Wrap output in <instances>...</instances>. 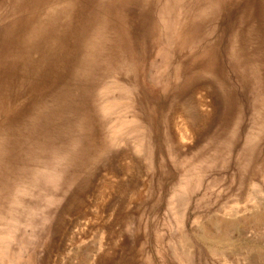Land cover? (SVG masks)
I'll return each mask as SVG.
<instances>
[{"label":"rangeland","instance_id":"rangeland-1","mask_svg":"<svg viewBox=\"0 0 264 264\" xmlns=\"http://www.w3.org/2000/svg\"><path fill=\"white\" fill-rule=\"evenodd\" d=\"M0 264H264V0H0Z\"/></svg>","mask_w":264,"mask_h":264},{"label":"bare ground","instance_id":"bare-ground-1","mask_svg":"<svg viewBox=\"0 0 264 264\" xmlns=\"http://www.w3.org/2000/svg\"><path fill=\"white\" fill-rule=\"evenodd\" d=\"M225 237V236H224Z\"/></svg>","mask_w":264,"mask_h":264}]
</instances>
